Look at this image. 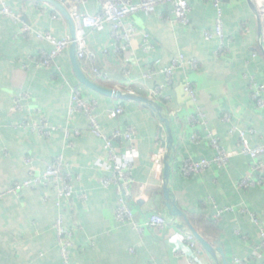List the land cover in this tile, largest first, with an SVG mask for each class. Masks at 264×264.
Listing matches in <instances>:
<instances>
[{
  "label": "crops",
  "instance_id": "0c3cea01",
  "mask_svg": "<svg viewBox=\"0 0 264 264\" xmlns=\"http://www.w3.org/2000/svg\"><path fill=\"white\" fill-rule=\"evenodd\" d=\"M58 1L67 8L73 2ZM188 1L192 9L188 26L173 19L171 7L129 19L148 34L149 53L143 50L140 38L133 49L116 56L109 29L91 32L89 46L98 59L95 64L85 62L83 68L97 84L137 96L150 98L152 90L163 87L152 100L170 120L172 149H168L167 128L154 110L81 86L72 72L68 52L57 60L61 74L58 69L38 68L37 55L52 46L25 37L22 24L29 23L60 40L68 38V25L56 7L42 0L9 2L21 22L0 16V194L29 179L32 173L42 174L55 157L61 156L75 195L71 202L62 204L61 210L49 188L0 198V264H64L54 229L60 211L65 227L73 232L71 264H189L191 257L196 258L195 264H217L199 243V253L186 245L191 227L214 247H222L229 264H264V249L256 252L264 230V155L259 165L244 155L238 134L245 131L252 147L264 145V108L253 101L249 88L250 77L264 84L261 22L249 0H222L229 53L217 56L219 40L204 37V32L215 28L216 8L210 1ZM80 10L96 14L98 0H89ZM181 55L191 63L177 70L168 84L160 71ZM94 68L103 77L93 75ZM147 73L151 77L146 78ZM67 82L88 102L96 103L95 111L107 135L129 127L136 132L134 184L128 198L141 232L115 218L119 204L116 186L102 185V179L110 176L102 166L106 159L104 143L93 135L84 114L70 116L71 89ZM187 83L196 91L195 103L185 91ZM21 93L28 94V99L22 102L23 109L17 110L15 100ZM119 107L123 113L111 117ZM198 110L205 115V125L193 121ZM225 115L231 116V122L223 121ZM42 121L54 128L50 136L21 127L24 122ZM234 127L237 132H232ZM66 128L72 132L73 147L66 141ZM76 130L80 135H75ZM210 135L218 138L233 157L225 166L212 165L202 173L186 176L184 161H212L216 157ZM115 144L123 152L129 146L124 139ZM160 153L170 156L169 187L183 217L171 216L165 206L166 160L158 159ZM30 158L33 163L27 164ZM246 179L252 183L244 185ZM80 194L86 200L78 199ZM225 207L232 211L218 216ZM154 212L166 219L164 226L147 225Z\"/></svg>",
  "mask_w": 264,
  "mask_h": 264
},
{
  "label": "built area",
  "instance_id": "2783aa9c",
  "mask_svg": "<svg viewBox=\"0 0 264 264\" xmlns=\"http://www.w3.org/2000/svg\"><path fill=\"white\" fill-rule=\"evenodd\" d=\"M11 0H0V16L11 19L14 23L20 24V17L15 14L10 6ZM210 1L216 8L217 16L215 20V28L213 31L204 32L206 40L217 39L220 42V46L216 51L217 56H223L229 53L227 46L229 38L225 33L224 26V9L222 6V0H204ZM89 0H73L72 5L68 8L72 19L76 27V52L79 61H84L90 64H95L98 59V55L89 46V36L91 32H104L106 29L110 30L111 44L115 48L116 56L120 55L130 49L137 40L142 38L143 50L145 52L150 51L149 36L143 33L138 26L132 23L129 19L139 13L150 15L157 11L158 8L171 7V16L174 20L182 25L188 26L190 24L191 6L188 0H140L138 3L133 0H98L99 10L96 14L92 15L84 13L80 10L81 7H86ZM254 12L259 18L262 26L261 30V43L264 42V0H249ZM21 33L30 39L36 38L40 41L46 42L52 46L50 51H42L36 57V65L38 68L44 69H58V73L61 74V69L58 66L57 60L68 52L70 41L68 38L58 39L50 32H41L34 28L29 23H23ZM109 50L106 49L104 54H108ZM183 55L174 59L171 65L164 68L160 72L167 78V83L170 84L173 80V76L177 70L183 69L187 64H190ZM195 66V63H192ZM93 75L103 77V73L97 68L92 69ZM127 77L130 76V72H126ZM146 78L151 77V73H147ZM67 85L71 89V108L70 116L75 113H82L86 116L89 128L94 136L102 140L105 150V163L103 168L110 172L109 177L102 179V185L105 188L110 186H116V191L119 195V204L115 212V218L118 222L129 223L136 227L141 232L142 227L135 223V213L133 206L128 198L131 194V188L134 184L133 177V163L137 158V144H136V132L133 128L129 127L125 132L116 130L111 136L107 135L100 123V116L96 113V103L88 102L82 95V93L74 88L70 83ZM249 88L251 90V96L253 101L260 108H264V84L257 82L253 77L249 79ZM163 91V87H157L150 93V98H157ZM185 91L189 95V98L196 102V91L187 83ZM28 99V94L21 93L17 96L15 103L16 109L22 110L23 103ZM123 108L119 107L111 113V117L115 118L123 113ZM193 121L205 125V115L202 111L198 110ZM224 122H231V116L225 115L223 117ZM21 127H31L35 132L43 136H50L54 128L49 126L48 123L42 121L40 124H22ZM237 128L234 127L232 132H237ZM239 138L242 144V153L251 157L256 164H261L260 157L264 155V145L252 147L247 138L245 131H239ZM75 135H80V131L76 130ZM65 138L68 141L70 147L74 146V142L71 140L72 132L66 128ZM124 139L129 144L127 150L123 152L118 146L116 141ZM210 142L217 155L214 160L209 161L202 159L200 161L186 160L183 165V173L186 176L202 173L204 170L210 168L212 165L225 166L229 160L233 157V153L226 152L218 138L210 135ZM166 157L163 153L158 155L159 160H164ZM27 164H32L33 160L27 159ZM66 163L63 158L56 157L55 160L48 166V168L42 174H31L29 179L16 183L0 194V198L5 196H17L20 197L24 190L36 189L38 187H52L54 197L56 200V206L61 210L64 202H71L73 200L75 191L70 181L69 176L66 174ZM252 183L250 179L243 181L244 185ZM78 199L86 200L85 195H78ZM48 196H45V200ZM232 208L225 207L220 209L218 216L223 213L231 212ZM166 224V219L159 212L152 213L149 222L150 227L159 228ZM54 229L57 234L58 244L60 248V254L64 264H71L70 254L74 248L73 232L68 230L64 225V214L59 212L58 218L54 224ZM262 241L260 246L256 248V252L264 249V230L261 229ZM185 243L192 250L199 253L200 246L192 234H188L185 238ZM188 260V259H187ZM196 258L191 257L188 260L189 264H195ZM154 264V263H152Z\"/></svg>",
  "mask_w": 264,
  "mask_h": 264
},
{
  "label": "water",
  "instance_id": "95a60500",
  "mask_svg": "<svg viewBox=\"0 0 264 264\" xmlns=\"http://www.w3.org/2000/svg\"><path fill=\"white\" fill-rule=\"evenodd\" d=\"M48 4H51L52 6L56 7V9L60 12V14L63 16L65 22L68 25L69 32H68V39L70 41V45L68 48V55L71 62L72 72L78 81V83L87 88L90 91H93L97 94L107 96V97H113L117 98L118 100L122 101H135L138 103H143L146 107L154 110L160 118L161 122L166 126L167 131L169 133V139H168V149H172L174 145V139L171 133L170 128V120L163 115V110L160 104H158L155 100H152L149 97H142L137 96L131 92H126L117 88H109L106 86H101L97 84L96 82L92 81L87 74L85 73L84 69L81 66V62L77 58V52H76V27L74 24V21L72 19V16L68 10L67 7H65L61 2L58 0H42ZM261 28V26H260ZM163 139V138H162ZM170 159V156H166L165 162V179H166V185L164 187L165 192V199L166 203L165 206L167 207L169 213L173 217H183L182 211L178 208V206L175 204L173 198L171 189L169 187V180H170V164L168 160ZM191 231L197 242L200 244V246L212 257L215 259L217 264H229L226 258V254L224 253V250L222 247H214L206 238H204L201 234H199L193 227H191ZM221 258V262H220Z\"/></svg>",
  "mask_w": 264,
  "mask_h": 264
},
{
  "label": "trees",
  "instance_id": "16d2710c",
  "mask_svg": "<svg viewBox=\"0 0 264 264\" xmlns=\"http://www.w3.org/2000/svg\"><path fill=\"white\" fill-rule=\"evenodd\" d=\"M80 62H81V61H80ZM84 64H85V62L82 61V62H81V66H82V68H84ZM24 124L26 125V122H24ZM55 158H56V157H55ZM55 158L52 160V162L55 160ZM52 162H51V163H52ZM51 163H50V164H51ZM50 164H49V165H50ZM47 168H48V167H47ZM110 187H111V186H110ZM38 188H46V189L49 188L50 190L53 191V188H52V187H38ZM38 188H36V189H38ZM108 188H109V187H108Z\"/></svg>",
  "mask_w": 264,
  "mask_h": 264
},
{
  "label": "rangeland",
  "instance_id": "374dc122",
  "mask_svg": "<svg viewBox=\"0 0 264 264\" xmlns=\"http://www.w3.org/2000/svg\"><path fill=\"white\" fill-rule=\"evenodd\" d=\"M126 74V73H125Z\"/></svg>",
  "mask_w": 264,
  "mask_h": 264
}]
</instances>
